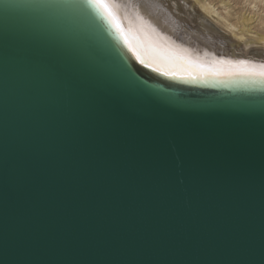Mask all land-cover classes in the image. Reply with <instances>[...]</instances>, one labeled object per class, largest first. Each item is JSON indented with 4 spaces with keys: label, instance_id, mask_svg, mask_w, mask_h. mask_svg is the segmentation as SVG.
<instances>
[{
    "label": "water",
    "instance_id": "obj_1",
    "mask_svg": "<svg viewBox=\"0 0 264 264\" xmlns=\"http://www.w3.org/2000/svg\"><path fill=\"white\" fill-rule=\"evenodd\" d=\"M0 264H264V85L146 71L87 0H0Z\"/></svg>",
    "mask_w": 264,
    "mask_h": 264
},
{
    "label": "bare ground",
    "instance_id": "obj_2",
    "mask_svg": "<svg viewBox=\"0 0 264 264\" xmlns=\"http://www.w3.org/2000/svg\"><path fill=\"white\" fill-rule=\"evenodd\" d=\"M220 1L219 11L214 0H113L120 5L115 11L121 28L131 26L142 38L147 34L146 47L150 42L183 58L162 62L148 48L141 63L95 0H87L125 52L146 71L197 85L263 86L264 79L230 73L264 65V16L258 13L264 11V0H238L235 4L243 3L250 12L240 11L234 19L231 2Z\"/></svg>",
    "mask_w": 264,
    "mask_h": 264
},
{
    "label": "snow or ice",
    "instance_id": "obj_3",
    "mask_svg": "<svg viewBox=\"0 0 264 264\" xmlns=\"http://www.w3.org/2000/svg\"><path fill=\"white\" fill-rule=\"evenodd\" d=\"M95 2L97 8L109 18V20L117 28V31L120 32L122 38L125 39V42L128 44L130 50H132L134 54H136L137 59H139L141 63H144V60L141 59V57L143 55H147L148 48H151L152 52L157 55L162 62L169 61L172 59H183L178 53L174 52L172 49L164 51L151 44L150 42L146 47L147 34H145V37L142 38L139 32L135 31L131 26H129L127 29L121 28L118 15L115 11L117 8L120 7V5L114 3L113 0H95ZM256 69L258 70H245L230 74L246 75L264 79V65H258L256 66Z\"/></svg>",
    "mask_w": 264,
    "mask_h": 264
},
{
    "label": "rangeland",
    "instance_id": "obj_4",
    "mask_svg": "<svg viewBox=\"0 0 264 264\" xmlns=\"http://www.w3.org/2000/svg\"><path fill=\"white\" fill-rule=\"evenodd\" d=\"M231 3L230 4H232V7H230V12H232L233 14V16L231 17V19H234L235 17H236V14L237 13H239L240 11H244L247 7L243 4V3H240L239 5H236L235 3L238 1V0H229ZM214 2H215V6L216 7H220L218 10L220 11L221 9H222V5H221V1L220 0H214ZM243 5V6H242ZM244 7H245V9H244ZM259 8H261V6L259 7ZM258 9V8H257ZM260 10V11H259ZM262 10V8L261 9H258V13H260V15L262 14L263 16H264V11H261ZM245 11H247L248 13L250 12L249 11V9H247V10H245ZM223 12V11H222ZM263 12V13H262ZM257 17H259L258 16V14L256 15ZM255 16V17H256ZM256 17V18H257ZM258 21H259V18H257V20H255V24H257L258 23ZM255 25L253 24V27H254ZM255 30V29H254Z\"/></svg>",
    "mask_w": 264,
    "mask_h": 264
}]
</instances>
